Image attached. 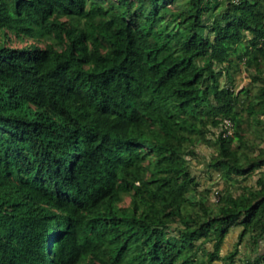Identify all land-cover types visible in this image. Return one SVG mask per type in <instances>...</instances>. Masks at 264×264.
<instances>
[{"label":"trees","instance_id":"1","mask_svg":"<svg viewBox=\"0 0 264 264\" xmlns=\"http://www.w3.org/2000/svg\"><path fill=\"white\" fill-rule=\"evenodd\" d=\"M252 122L263 134L264 0H0V264H235L233 228L264 241V172L242 185L264 168ZM201 143L241 187L214 207Z\"/></svg>","mask_w":264,"mask_h":264},{"label":"rangeland","instance_id":"2","mask_svg":"<svg viewBox=\"0 0 264 264\" xmlns=\"http://www.w3.org/2000/svg\"><path fill=\"white\" fill-rule=\"evenodd\" d=\"M223 2V0H222ZM44 44H42L43 46ZM13 46L23 47L20 43H16ZM255 74L254 69H247L245 64H240V67L237 72L234 73L235 76V89L236 92L243 88H250L251 94H254L257 91L259 86L258 83H254L252 81V76ZM225 80V77L222 78V82ZM247 116L246 113H244ZM253 123V122H252ZM241 133L247 135L250 141L255 144L260 145L261 148L264 147V133L262 134L261 127L257 128L254 123L250 125H245L240 129ZM234 130L231 131V134ZM211 137V136H210ZM196 151L198 152V157H191L192 159V168L195 171V175L197 176V180L200 185L197 190V199L202 200L206 199L207 204L211 207L216 206L219 200V195L224 193L226 190H232L235 194L241 192L240 184H236L233 186L231 181H227V179L219 172L215 170L208 171V163L213 158L216 153V148L210 147L205 143H201L196 146ZM264 172V168L258 169L255 174L242 182L244 186H255L258 178ZM130 202L129 198L126 199L124 205H128ZM241 228H233L228 236L226 237L223 247L221 249V256L226 257L231 252L238 251V256L236 257L235 264H241L246 259L250 257H254L258 251L264 253V241H261L259 246L256 245L249 239V237L243 242L239 243V235L241 233ZM207 247L212 249V243H208ZM224 261H217L215 264H223Z\"/></svg>","mask_w":264,"mask_h":264},{"label":"built area","instance_id":"3","mask_svg":"<svg viewBox=\"0 0 264 264\" xmlns=\"http://www.w3.org/2000/svg\"><path fill=\"white\" fill-rule=\"evenodd\" d=\"M222 126H223L224 129H228L229 133H231V131H232V123L229 120H225L223 122Z\"/></svg>","mask_w":264,"mask_h":264}]
</instances>
